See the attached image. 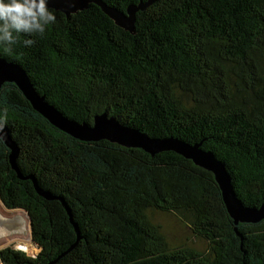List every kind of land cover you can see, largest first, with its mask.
I'll list each match as a JSON object with an SVG mask.
<instances>
[{"label": "trees", "instance_id": "obj_1", "mask_svg": "<svg viewBox=\"0 0 264 264\" xmlns=\"http://www.w3.org/2000/svg\"><path fill=\"white\" fill-rule=\"evenodd\" d=\"M97 1L126 15L147 0ZM55 13L43 37L0 47L47 103L77 123L106 113L149 137L199 144L245 206L264 203V0H155L133 33L94 2ZM5 111L18 153L15 171L0 140V203L26 214L38 253L7 246L0 264H264V219L235 225L213 174L191 160L76 140L12 83L0 88ZM152 212L178 217L207 249L170 247Z\"/></svg>", "mask_w": 264, "mask_h": 264}, {"label": "water", "instance_id": "obj_2", "mask_svg": "<svg viewBox=\"0 0 264 264\" xmlns=\"http://www.w3.org/2000/svg\"><path fill=\"white\" fill-rule=\"evenodd\" d=\"M154 1L147 0L137 5H131L127 7L126 15L105 6L97 0H49L48 6L50 9L68 16L83 10L89 2H94L116 26L133 33L135 14L138 11L145 10ZM5 83L14 84L35 112L50 125L76 140L84 142L105 140L125 148L142 149L149 154L171 151L191 160L195 166L213 174L220 189L225 209L235 225L239 223L255 224L264 219V203L259 207L245 206L236 197L224 165L212 153L202 150L199 144L190 145L174 137H149L132 127L119 123L106 113L95 116L92 125L72 121L47 103L44 96H40L36 92L26 72L18 64L0 58V88ZM3 136L4 138L0 140L10 149V166L17 171L15 165L17 148L5 130ZM19 177L21 178L20 175ZM36 190L44 198L50 199L47 194L37 188Z\"/></svg>", "mask_w": 264, "mask_h": 264}, {"label": "clouds", "instance_id": "obj_3", "mask_svg": "<svg viewBox=\"0 0 264 264\" xmlns=\"http://www.w3.org/2000/svg\"><path fill=\"white\" fill-rule=\"evenodd\" d=\"M49 0H0V47L11 53L20 36L43 37L48 26L57 21ZM36 41L25 39L23 44L31 47ZM7 113L0 115V139H3ZM30 229V227H29ZM17 250V249H16Z\"/></svg>", "mask_w": 264, "mask_h": 264}, {"label": "rangeland", "instance_id": "obj_4", "mask_svg": "<svg viewBox=\"0 0 264 264\" xmlns=\"http://www.w3.org/2000/svg\"><path fill=\"white\" fill-rule=\"evenodd\" d=\"M149 215L151 221L160 227L162 235L170 247H187L197 251L207 249L206 243L194 238L188 227L175 215L158 212H152ZM0 217V230L8 234L6 237H0V249L11 246L28 257H35L38 250L31 242L26 214L20 210L5 209L0 203ZM18 219L22 220V225L21 222L17 223ZM21 245L26 247L25 251L21 249Z\"/></svg>", "mask_w": 264, "mask_h": 264}, {"label": "bare ground", "instance_id": "obj_5", "mask_svg": "<svg viewBox=\"0 0 264 264\" xmlns=\"http://www.w3.org/2000/svg\"><path fill=\"white\" fill-rule=\"evenodd\" d=\"M0 218H1V217H0ZM20 220H21V219H20ZM20 220L18 219V220H17V223H18V222H21V225H22V220H21V221H20ZM23 230H24V229H23ZM2 231H3V230H2ZM2 231L0 230V237H1V236H5V237H6L8 234H5V232L3 233ZM21 249L25 251V250H26V247L21 245ZM27 250H28V249H27Z\"/></svg>", "mask_w": 264, "mask_h": 264}]
</instances>
